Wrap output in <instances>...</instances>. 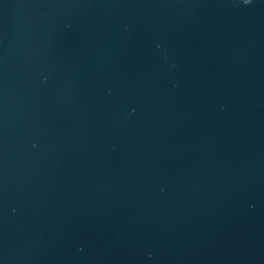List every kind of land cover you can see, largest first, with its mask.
Masks as SVG:
<instances>
[{"label": "water", "instance_id": "1", "mask_svg": "<svg viewBox=\"0 0 264 264\" xmlns=\"http://www.w3.org/2000/svg\"><path fill=\"white\" fill-rule=\"evenodd\" d=\"M0 264H264V0H0Z\"/></svg>", "mask_w": 264, "mask_h": 264}]
</instances>
